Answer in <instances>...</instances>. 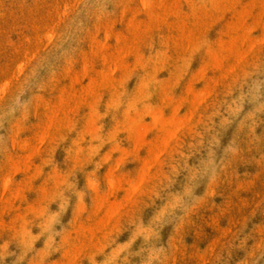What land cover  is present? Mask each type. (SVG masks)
<instances>
[{
    "label": "rangeland",
    "instance_id": "1",
    "mask_svg": "<svg viewBox=\"0 0 264 264\" xmlns=\"http://www.w3.org/2000/svg\"><path fill=\"white\" fill-rule=\"evenodd\" d=\"M0 264H264V0H0Z\"/></svg>",
    "mask_w": 264,
    "mask_h": 264
},
{
    "label": "bare ground",
    "instance_id": "2",
    "mask_svg": "<svg viewBox=\"0 0 264 264\" xmlns=\"http://www.w3.org/2000/svg\"><path fill=\"white\" fill-rule=\"evenodd\" d=\"M144 5V4H143ZM183 28V27H182ZM49 39V38H48ZM97 47V46H96ZM193 102V101H192Z\"/></svg>",
    "mask_w": 264,
    "mask_h": 264
}]
</instances>
